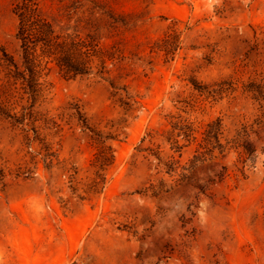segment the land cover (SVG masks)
Returning <instances> with one entry per match:
<instances>
[{
  "label": "rangeland",
  "instance_id": "obj_1",
  "mask_svg": "<svg viewBox=\"0 0 264 264\" xmlns=\"http://www.w3.org/2000/svg\"><path fill=\"white\" fill-rule=\"evenodd\" d=\"M20 1L0 0V47L18 62ZM38 2L129 58L106 77L54 71L36 121L0 115V264H264V0ZM108 11L132 24L110 27ZM6 73L0 52V88ZM12 103L30 102L19 87ZM218 121L223 144L247 128L257 145L246 175L235 150L196 160Z\"/></svg>",
  "mask_w": 264,
  "mask_h": 264
},
{
  "label": "trees",
  "instance_id": "obj_2",
  "mask_svg": "<svg viewBox=\"0 0 264 264\" xmlns=\"http://www.w3.org/2000/svg\"><path fill=\"white\" fill-rule=\"evenodd\" d=\"M14 12L19 19L17 38L21 42L22 60L16 61L14 56L0 47L3 65L7 70V82L0 88V115L17 123L23 124L28 118L36 121L34 107L49 88L48 79L54 71H58L68 80L93 74L106 77L111 72L110 63L114 66L121 65L129 58L125 48L121 47V42L104 46L97 34L88 33L83 36L78 32L58 29L55 21L46 14L38 0H21L15 5ZM107 14L110 27L129 28L132 24L129 14L114 11H108ZM111 84L118 90L126 89L114 82ZM19 87L30 102L27 107H23L21 113L14 112L12 103L14 93ZM194 131L192 125L187 126L186 137L192 136ZM222 134L220 121L210 124L206 134L210 149L196 156V160L205 161L207 155L213 154L215 149H219L221 154L227 150H235L240 157L239 170L246 175L250 170L251 156L258 150L257 145L249 139L247 128L226 144L220 140ZM176 148L180 151L182 147L177 145ZM108 149L110 150L105 145L100 148L97 157L100 169L112 163ZM228 172V166H224L217 176L224 180Z\"/></svg>",
  "mask_w": 264,
  "mask_h": 264
},
{
  "label": "clouds",
  "instance_id": "obj_3",
  "mask_svg": "<svg viewBox=\"0 0 264 264\" xmlns=\"http://www.w3.org/2000/svg\"><path fill=\"white\" fill-rule=\"evenodd\" d=\"M201 215H203V214H201Z\"/></svg>",
  "mask_w": 264,
  "mask_h": 264
}]
</instances>
